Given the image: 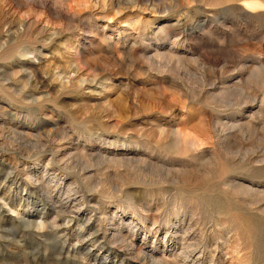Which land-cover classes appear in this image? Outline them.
<instances>
[{
    "label": "rangeland",
    "instance_id": "1",
    "mask_svg": "<svg viewBox=\"0 0 264 264\" xmlns=\"http://www.w3.org/2000/svg\"><path fill=\"white\" fill-rule=\"evenodd\" d=\"M0 264H264V0H0Z\"/></svg>",
    "mask_w": 264,
    "mask_h": 264
},
{
    "label": "bare ground",
    "instance_id": "2",
    "mask_svg": "<svg viewBox=\"0 0 264 264\" xmlns=\"http://www.w3.org/2000/svg\"><path fill=\"white\" fill-rule=\"evenodd\" d=\"M16 1H17V0H16ZM23 1H24V0H23ZM26 1H27V2H32V0H26ZM18 3H19V2H18ZM18 3H17V5H18ZM42 4H43V3H42ZM42 4H41V5H42ZM33 5H34V3H33ZM70 7H71V5H70ZM10 8H11V7H10ZM71 8H72V7H71ZM71 8H70V9H71ZM31 9H32V8H31ZM33 9H34V8H33ZM34 10H35V9H34ZM7 11H8V10H7ZM14 11H15V10H14ZM23 12H24V11H23ZM36 12L38 13V10H37ZM14 13H15V12H14ZM43 13H44V12H43ZM3 14H4V13H3ZM21 14H22V13H21ZM24 14H25V13H24ZM9 15H10V14H9ZM28 15H29V14H28ZM28 15H27V16H28ZM36 16H37V15H36ZM39 16H40V15H39ZM37 17H38V16H37ZM42 17H43V16H42ZM61 18H62V17H61ZM39 19H40V18H39ZM43 20H45V19H43ZM32 21H33V20H32ZM28 22H29V20L27 21V23H28ZM37 23H40V22H37ZM37 23H36V24H37ZM43 23H44V22L41 21V24H43ZM36 24H35V25H36ZM45 24H46V23H45ZM43 25H44V24H43ZM41 26H42V25H41ZM44 26H46V25H44ZM44 26H43V27H44ZM25 27H26V26H25ZM28 27H29V26H28ZM30 28H32V27H30ZM44 28H46V27H44ZM30 30H31V29H30ZM57 35H58V34H57ZM159 56H160V55H159ZM153 57H154V56H153ZM158 63H159V62H158ZM52 173H53V172H52ZM70 192H71V191H70ZM63 200H64V199H63ZM78 201H79V200H78ZM65 202H66V201H65ZM63 203H64V202H63ZM61 205H62V204H60V206H61ZM63 207H64V206H63ZM68 207H69V206H68ZM72 207H73V206H72ZM66 210H67V209H66ZM43 224H44V222H43ZM127 255H128V254H127Z\"/></svg>",
    "mask_w": 264,
    "mask_h": 264
}]
</instances>
